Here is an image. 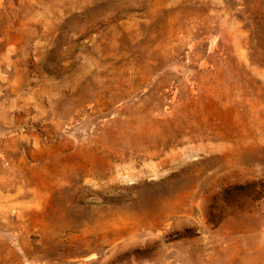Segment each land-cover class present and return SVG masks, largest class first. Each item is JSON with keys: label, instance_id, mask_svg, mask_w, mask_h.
<instances>
[{"label": "rangeland", "instance_id": "374dc122", "mask_svg": "<svg viewBox=\"0 0 264 264\" xmlns=\"http://www.w3.org/2000/svg\"><path fill=\"white\" fill-rule=\"evenodd\" d=\"M0 264H264V0H0Z\"/></svg>", "mask_w": 264, "mask_h": 264}]
</instances>
